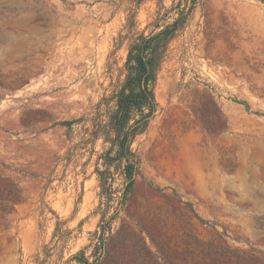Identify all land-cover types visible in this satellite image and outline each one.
Here are the masks:
<instances>
[{
  "label": "rangeland",
  "instance_id": "374dc122",
  "mask_svg": "<svg viewBox=\"0 0 264 264\" xmlns=\"http://www.w3.org/2000/svg\"><path fill=\"white\" fill-rule=\"evenodd\" d=\"M175 1L145 0L132 36L129 0H0V264H264V0H203L170 43L123 207L118 164L101 194L103 141L52 127L121 88L132 40Z\"/></svg>",
  "mask_w": 264,
  "mask_h": 264
},
{
  "label": "trees",
  "instance_id": "16d2710c",
  "mask_svg": "<svg viewBox=\"0 0 264 264\" xmlns=\"http://www.w3.org/2000/svg\"><path fill=\"white\" fill-rule=\"evenodd\" d=\"M129 1L128 27L130 34L135 36L136 33H133V31L136 27V17L145 0ZM160 2H163V0H160ZM202 3L203 0L175 1L172 9L166 12V14L176 12L177 16L172 23L165 25L161 30L153 32L149 36L140 34L132 40L126 61L127 77L125 82L112 97H104L99 102L91 117H82L72 121H58L52 124V127H66L69 134H72L75 125H81L85 134L82 146H94L93 152H95L97 142L99 140L103 141V145L107 146V148L100 154L98 160H103V165L106 169L101 170L99 167L96 169L101 183V194L108 201L112 200L113 196L108 174L110 173V167L118 164L122 168V175L125 180L122 194L118 198L120 207L126 204L128 197L131 195L139 169L138 156L134 152L132 145L138 136L146 132L158 109L155 96L158 72L167 55L170 43L186 27L190 17ZM166 14L161 17L159 12L156 23L157 28H160L159 22L167 16ZM235 102L243 105L247 111L251 112L248 103L239 100H235ZM255 114L264 116V113L255 112ZM44 214V211H42L41 215ZM116 217L117 213L106 219V215L103 213L100 235L99 231L96 232V235H99L100 242H102L101 249L104 248L106 233ZM200 221L208 224L201 218ZM64 224L63 222H58L54 233V238L58 237L59 241H65V238L70 235V231L62 230L61 227ZM203 247L205 250L210 248L205 243ZM50 256L51 250L48 249L46 257ZM99 257L96 258L95 262L99 260ZM209 259L214 261L210 256ZM38 260L40 261V258ZM73 260H77L81 264H94V262H90L85 257L84 253L74 255L67 263L69 264ZM204 263L207 264L206 261Z\"/></svg>",
  "mask_w": 264,
  "mask_h": 264
}]
</instances>
